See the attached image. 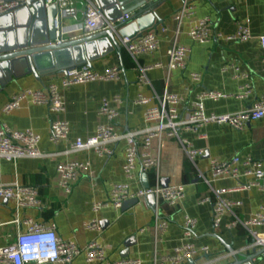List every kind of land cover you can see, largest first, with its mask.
Wrapping results in <instances>:
<instances>
[{
	"label": "crops",
	"instance_id": "1",
	"mask_svg": "<svg viewBox=\"0 0 264 264\" xmlns=\"http://www.w3.org/2000/svg\"><path fill=\"white\" fill-rule=\"evenodd\" d=\"M124 1L130 6L128 12L134 14L139 0ZM88 2L97 7L94 0H72L67 26H75L82 21ZM187 4L193 16L182 24L177 37L173 18L184 2L169 0L156 10L158 19L163 23L152 29L158 32L160 40V49L155 53L134 59L124 48L117 49L107 42L98 44L87 58L92 69L103 73L112 67H120L121 77L118 81L93 82L61 90L66 102L64 113L51 114L46 106L32 104H24L9 115L2 113V108L14 96L24 90H43L53 82L58 84V76L63 73L45 75L40 80L32 74L0 75V123L14 131H32L39 135V148L49 156L44 159H21L15 163L2 162V183L6 186L37 188L42 207L18 210L14 201L0 199V249L13 246L19 233L26 231L25 225L22 224L20 228L13 224L16 219L55 226L62 240L75 243L81 249L91 242H97L112 261L137 259L142 264H162L161 258L172 255L178 247L194 244L198 248L208 247L209 252L201 253L185 264H209L214 258L228 253V247L236 251L247 246V229H213L211 205L200 204L208 188L197 179V175L202 173L211 180L210 164L213 160L226 162L239 157L241 161L251 158L264 162V118L247 124L241 131L228 125L211 124L196 134L182 132L183 140L188 141L195 150L204 152L195 165L190 162L178 140L163 137L159 146L161 184L166 181L168 186H185L184 200L176 207L156 201L157 208L154 210L147 201H139L137 205H127L124 209L108 205L95 214L93 205L108 202L113 186L128 183L123 172L126 145L120 143L116 146L111 158L99 157L94 152L65 154L75 140H87L96 135L98 127L106 122L99 115V109L105 100L115 97L122 101L119 105L112 103L118 111L115 126L119 133H124L143 129L146 126V110L157 106L158 99L166 93L182 98L179 111L184 115L191 111L203 92L214 91L226 95V98L216 102L204 101L208 116L251 110L264 96V51L259 40L264 36V0H187ZM205 18H210L213 32L221 34L223 39H213L206 44L191 40L188 35L190 25ZM240 26L249 27L253 39L248 42H226L225 38L235 35ZM41 33L38 28L36 34ZM18 37L17 32L0 31V47L13 46L19 41ZM175 38L179 45L191 48L192 53L185 71L169 72L167 53ZM155 64H162L163 67L149 71V84L141 86L138 83V65L149 67ZM191 74L200 75V81H192ZM245 84L251 87L252 92L249 97L240 100L237 95ZM139 95L149 98L150 104L135 105ZM59 120L69 123V137L66 141L53 143L50 140L51 124ZM69 161L90 163L91 173L83 175L72 192L67 194L58 186L56 170L60 163ZM250 180L252 178H243L241 182ZM154 184V171L144 174L138 169L131 189L137 191ZM237 184L235 180L223 179L212 185L214 189L232 190ZM225 198L241 205L227 213L224 225L234 218L233 215L247 221L264 207V192L257 189L228 193ZM186 217L197 222L190 238L183 231ZM95 218L100 222L101 232L85 229V224ZM156 220L169 222L164 235L156 232ZM234 262L235 259L231 258L228 262L217 260L213 264ZM73 264H86L85 254L77 257ZM252 264H264V257L257 258Z\"/></svg>",
	"mask_w": 264,
	"mask_h": 264
},
{
	"label": "built area",
	"instance_id": "2",
	"mask_svg": "<svg viewBox=\"0 0 264 264\" xmlns=\"http://www.w3.org/2000/svg\"><path fill=\"white\" fill-rule=\"evenodd\" d=\"M28 0H0V16L6 15L21 6V2ZM73 5L72 0H46V7L57 6L62 14L68 12ZM133 13L125 14L116 23L108 21L104 14L91 2L85 5L82 21L75 26H68V31L60 26L58 18L55 44L60 45L67 40L83 38L98 33L114 30L117 24H127ZM193 16V11L184 0L182 9L174 16L173 20L177 26L176 37L180 27ZM210 18L198 20L190 25L189 37L196 43L206 44L213 39H223L221 34L212 30ZM165 31V30H164ZM76 34H78L76 36ZM72 35L73 37H68ZM174 39L168 50V71H185L188 67L192 53L191 48L181 46ZM253 39L251 30L247 26H240L235 35L225 38L226 42H248ZM264 51V36L259 38ZM120 45L134 58L149 55L160 49L159 35L156 30H149L142 33L136 40L120 39ZM162 64H155L149 67L138 65V83L141 86L149 84L148 73L154 68H162ZM227 69L225 68L224 71ZM121 77L120 67H112L103 73L94 71L88 65L78 66L65 71L58 76L59 83H50L43 90H24L14 96L3 108L2 113L9 115L22 108L24 104L46 106L51 114H61L66 111V102L61 90L73 86L85 85L93 82L118 81ZM194 82L200 81V75L191 74ZM252 90L249 85L240 87L237 98L242 100L250 96ZM227 96L214 91L203 92L200 98L192 106L186 115L179 111L182 98L175 94L166 93L163 98L158 99V105L150 107L144 115L146 126L141 130L119 133L116 130L115 121L118 111L112 106L121 104L119 97L113 100H105L100 109L99 115L106 122L101 124L96 135L87 140L77 139L65 154H78L82 152H94L102 158H111L114 155L115 147L125 143L126 162L123 172L128 180L127 184L115 185L111 189L108 202H99L93 205V212L98 214L108 205L121 209L124 202L137 199L146 201L149 196H154L156 201H161L170 207H176L185 197V186L175 185L163 188L160 178V156L159 146L163 137L171 140H178L185 148L187 157L192 164L204 155L203 151L195 150L188 141L181 138L182 132L198 133L207 125H228L236 131L243 130L247 124L264 118V96L260 98L251 110L232 115L208 116L206 114L204 101H219ZM151 100L139 95L135 105H149ZM50 140L53 143L66 141L70 133V125L66 121H54L50 128ZM41 138L32 131H14L7 125L0 123V199L14 201L18 210L35 209L42 207L39 200V192L35 187L29 186H6L2 183V162L15 163L21 159H44L49 156L44 154L40 148ZM157 144V146H156ZM158 152H157V151ZM144 174L155 172V184L152 187L133 191L132 181L137 170ZM58 186L65 193L70 194L77 181L85 174L91 173V164L79 161L60 163L57 166ZM211 180L204 174L198 173L197 179L207 188L206 194L202 197L200 204L211 205L212 224L215 231L225 229L234 231L238 228H245L249 233V242L241 250L228 252L214 258L209 264L217 260L228 262L231 258L240 259L250 253L264 251V207L251 216L247 221H241L235 215L234 218L224 225V218L228 212H232L241 203L225 198V194L234 192H248L257 189L264 192V162L251 158L241 161L235 157L230 161L220 162L213 160L210 164ZM252 178L248 182H241L242 179ZM223 179H232L238 182L232 190L214 189L213 183ZM156 232L164 235L169 222L156 220ZM13 224L21 228L27 227L25 232H20L16 242L11 247L0 249V264H73L81 254H85L86 264H142L141 260L123 259L112 261L109 259L106 250L97 242H91L86 248L81 249L72 242L62 240L56 232L55 226H45L32 220L21 222L16 219ZM196 220L186 217L183 224V231L187 238H190L196 228ZM85 229L93 232H101L100 222L97 218L85 224ZM158 242V240H156ZM208 247L198 248L194 244H184L175 249L172 255L161 258L162 264H185L193 261L199 254L208 253Z\"/></svg>",
	"mask_w": 264,
	"mask_h": 264
},
{
	"label": "water",
	"instance_id": "3",
	"mask_svg": "<svg viewBox=\"0 0 264 264\" xmlns=\"http://www.w3.org/2000/svg\"><path fill=\"white\" fill-rule=\"evenodd\" d=\"M10 1V0H9ZM97 7L111 23H116L125 14L130 6L124 0H94ZM169 0H139L134 8L131 20L123 25L117 24L114 30L98 33L93 36L67 40L57 45V21L68 31L66 23L69 21L68 12L62 14L57 6L46 7V0H28L21 2V6L3 16H0V31L17 32L18 42L13 46L0 47V75L3 73L16 76L34 75L40 80L42 76L65 71L91 64L87 58L93 53L98 44L107 42L117 49H122L120 39L136 40L142 33L155 29L163 22L158 19L156 10ZM184 2V0H182ZM38 28L41 34H36ZM92 68V67H91ZM163 188L168 182L163 181ZM145 188H149L146 185ZM156 210V199L149 196L146 200ZM139 200L133 199L123 203L137 205ZM233 252L232 248L227 249ZM259 257H264V251L243 256L242 260L235 259L232 264H252Z\"/></svg>",
	"mask_w": 264,
	"mask_h": 264
}]
</instances>
